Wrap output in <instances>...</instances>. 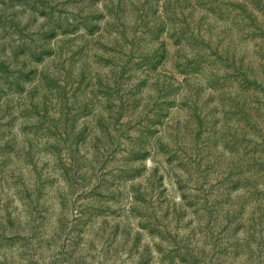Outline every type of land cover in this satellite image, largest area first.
Wrapping results in <instances>:
<instances>
[{
    "label": "rangeland",
    "instance_id": "374dc122",
    "mask_svg": "<svg viewBox=\"0 0 264 264\" xmlns=\"http://www.w3.org/2000/svg\"><path fill=\"white\" fill-rule=\"evenodd\" d=\"M0 264H264V0H0Z\"/></svg>",
    "mask_w": 264,
    "mask_h": 264
}]
</instances>
